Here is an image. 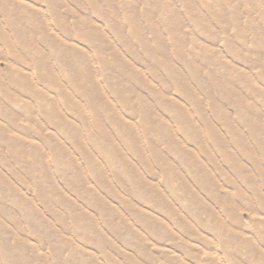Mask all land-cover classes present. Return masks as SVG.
I'll return each instance as SVG.
<instances>
[{
    "label": "rangeland",
    "instance_id": "1",
    "mask_svg": "<svg viewBox=\"0 0 264 264\" xmlns=\"http://www.w3.org/2000/svg\"><path fill=\"white\" fill-rule=\"evenodd\" d=\"M112 1L117 18L111 20L128 51L120 47L110 23L71 0H61L56 18L58 26L61 23L69 29L67 35L60 33L44 0H12L19 8L31 10L19 12L27 21L19 28L20 43L30 45L24 50L19 41L0 39V84L12 97L0 91V110L8 114L0 115V264H264V82L257 79L252 65L228 50L229 42L250 50L251 32L245 23L257 21L252 33L263 44L257 58L264 65V20H259L264 18V0H247L251 6L243 0H217L225 29L217 27L201 9L202 2L211 5L212 0H188L191 14L202 12L205 26L213 29V41L194 27L181 0H156L168 5L181 38L187 39L184 53L192 44L208 45L217 60L230 70H242L251 85L245 87L240 78H230L238 103H226L225 90L219 94L215 89L197 92L199 113L172 87L166 88L169 78L165 72L129 37L128 23L120 12L131 0ZM120 2H124L122 6ZM135 3L146 42L155 51L152 24L169 47V38L158 25L161 13L154 10L150 18L145 17L144 0ZM232 12L240 30L231 25ZM34 13L43 22L41 28L33 27L30 16ZM84 14L109 45L103 48L94 42L93 46L76 38L71 23ZM5 22L0 16V26L9 33ZM37 33L53 36L60 53L66 54L68 48L81 53L69 67L76 69L78 78L83 72L91 77L87 90L101 96L109 112L97 103L92 108V97L73 89L63 66L51 57V45L42 44ZM8 35L14 37L11 32ZM244 36L240 47L236 41ZM7 43L12 44L11 49L4 45ZM100 46L110 71L101 65L102 56L96 52ZM39 49L45 53L42 60L47 68L54 71L57 87L45 86L33 68ZM72 53L66 57H74ZM168 56L167 63L181 70L183 79L193 86L183 62L171 52ZM114 59L134 69L126 76L118 75L122 85L116 79L121 90H128L125 95L133 102L134 113L107 88V81L122 68L113 66ZM201 76L204 81V74ZM16 78L17 87L11 85ZM150 89L174 108L182 105L191 127L178 124L176 114L181 116L182 109L176 114L165 111ZM61 92L66 99L58 96ZM206 95L219 104L220 112L211 110ZM139 101L150 111L151 126L161 129L158 141L148 123L140 121ZM65 103L79 106L83 123ZM57 116L62 120H56L54 127L48 119ZM140 124L147 130L145 136L148 133L155 141L153 149L148 148ZM163 132L168 139L160 142Z\"/></svg>",
    "mask_w": 264,
    "mask_h": 264
},
{
    "label": "bare ground",
    "instance_id": "2",
    "mask_svg": "<svg viewBox=\"0 0 264 264\" xmlns=\"http://www.w3.org/2000/svg\"><path fill=\"white\" fill-rule=\"evenodd\" d=\"M44 1L48 6V11H49L51 19H53V21L58 26L56 18L58 19L57 10L60 8V5H63V4H61V0H44ZM71 1L75 6L86 7L87 8L86 10L90 11L93 15H96L99 18H101L102 20H104L105 22L110 23L112 25V26L110 25V28L113 29L114 33L116 34V39L119 42L120 47L125 48L126 50L128 49V44L125 42V39L122 38L121 35L119 34V31H118L117 27L115 26L114 21L111 20L113 18H117V15L115 14L114 1H112V0H83L82 4H80L79 0H71ZM135 1H137V0H131V2L123 4V8H122V11L120 12V14L123 16L124 21L125 22L127 21V23H128V26H129L128 27V35H129V37L131 39L139 42L140 48L144 51V53H146L149 58H153L155 60L156 64L165 72V74L169 78V85L166 86V88L172 87L174 89L175 93L178 94V96H180L181 98L183 97V99L187 103H189L191 105V107L194 108V110L197 111L198 113L201 111V103H200L199 95L197 92L205 93L206 90L215 89L216 93L219 94V92H221L222 90H225L227 93V96L224 99L226 101V103L229 104L232 101L234 103L240 102V100L238 98H234V96H233L234 87L231 86L233 83H231L230 78H235V77L240 78L241 80L244 81V82L243 81L242 82L245 85V87H248L250 84H248L247 79L245 77H243L244 72L242 70H239L236 68H234V69L231 68V70H230L229 65L222 64L219 60L216 59V57L211 52V48H208V45H206V46L199 45L198 46L197 44H192V48L188 49L187 53H184V51H183L184 48H182V47L184 45V41H187V39L181 38L182 35L180 32L178 22L174 20V18H173L174 15H172L171 10L168 7V5L164 4L162 2L161 3L157 2L156 0H144V3H143L144 13H145L144 16L150 18V15H152L154 13V10L157 12H160L161 18L158 22L159 28L162 29L161 31L165 32L166 36L169 38V42L171 43L170 46L167 47V45H165L163 43L161 37L159 36L157 28L153 29L154 26L151 24L150 29H151V31H153V35L155 37V45L157 48V49L155 48V51H154L151 48L150 44H148V42H146V40L143 38V35L141 34V28H140V25L138 22V17L136 16L135 11H134L135 4H136ZM243 1L246 2L247 4H250V6H251V2L249 3L247 0H243ZM3 2H4V0H0V16L1 17L3 16L6 19L5 24L9 28V33L11 32L14 37H10L8 35L9 33H6L5 31H3V27L0 26V39L1 40L2 39L3 40L13 39V40L19 41L18 45L20 47H22L24 50H27V47L30 44H28V43L21 44L20 43L22 41V40H20V38L22 37V33L19 30L20 26L25 25L27 21L23 20V18L21 16H19V12L20 11L26 12V11H28L29 8H28V6H27V8L26 7L19 8L17 6V4L12 2V0H6L5 4H3ZM122 3H124V2H122ZM122 3H121V6H122ZM181 3H182V6L185 8V10L190 13V20H191V23L194 25V27H196L200 32L204 33L205 37H207L209 40L213 41L212 40V39H214V34L212 33L213 29H210L209 26H205V24L203 22V17H204L203 13L201 12L197 15L191 14V12H190L191 4L189 3V1L188 0H181ZM161 4H162V6H161ZM201 9L206 11L207 16L217 25V27H219L220 29H225L226 22L224 24L225 17H224V14L221 12L222 5L219 4L217 0H212L211 5L206 4L205 2H202L201 3ZM30 12H31V10H30ZM12 16H13V19L11 18ZM86 16H87V14H84V16L81 15L80 17H77L75 19L73 18V22L71 23V26L74 28V34H75L76 38L81 39L83 41H87L91 45H93L94 42H99L103 48H104V46L109 45L105 41L100 39L101 38L100 35L97 34V31H95L94 27L92 26L93 23ZM230 17H231L230 22L232 23L231 25L233 26V28L235 30H240L241 29L240 24L237 21V18L233 12L230 13ZM30 19L34 21V22H32V23H34L33 27L35 26L37 28H41L43 26V22H40L38 20V17L36 16L35 13H34V15L30 16ZM259 20L260 21L264 20V18L262 19V16H261L259 18ZM254 23L257 24V21L256 22L251 21V22L245 23V28L251 32V34L249 35V41L251 40L250 41L251 49L250 50H248V49L242 50V49L234 47V45L229 42L228 50H229V53L231 52V54L235 58H238L239 60H241L245 63H248L249 65H252L253 69L257 70V73H258L257 79L262 83V82H264V65H263V63H261L258 60L257 52L260 48L261 49L263 48L262 47L263 44H261L258 41L257 36L255 35V31L252 33V28H253ZM28 24H30V23H28ZM58 27L61 29L62 32H60V33L62 35L63 34H66V35L70 34L69 29L67 27L63 26L61 23L59 24ZM37 38L39 41L42 42V44L51 45L50 48L53 51L51 53V57L53 58L54 61H57L58 64H60V66H63V71L65 72L64 76L66 79H68L72 83L73 89L75 91L80 90L81 96H85L86 94L90 95L92 97V103L94 104L92 106V108H95V106H96L95 103H97L101 107L106 108L109 112V110H111V109L106 107L107 105L104 104V102L102 101L103 100L102 97L101 96L98 97L96 92H93V90L92 91L87 90L88 89L87 83H89L91 86V84L93 82L91 77L89 75L86 76L85 72H83L81 77L78 78V73L76 72V69L69 67V62L72 63V61L77 59L78 54L81 55V53L78 52L77 50L73 49V48H71L73 53L69 52L70 48L66 49V51H65L66 54L64 52L60 53V51L54 47V45L56 46L57 43H56V39L53 36L47 37L44 33H37ZM244 38H245V36L242 37L241 40L236 41L240 47L242 46L241 43L244 42ZM4 45L6 47H8V49L12 48V44H10V43L4 44ZM101 46L99 48H96V52L99 54V56H102L105 53V51H103ZM169 52L172 53L173 58L175 56V58L177 60L183 62L184 69L188 72L187 75L190 78V80L192 81L193 86L188 84L183 79V76H181V74L179 72L181 70H179V69H178L179 71L175 70L172 65H169L167 63V62H170V59L168 56ZM36 53H37V55H36V60L34 61V64H33V68L35 69V71L38 73L39 76L41 75L40 78L45 83V86L57 87L59 85V83L57 82L58 80L54 74V71L51 68H47V65L42 60V58L45 56L44 51L39 49V50H36ZM69 53H72L74 55V57H66V55ZM75 54H77V55H75ZM157 55L160 56V58H157ZM103 59H104V57L102 56V58H101L102 67L107 69L108 71H110L112 67H110V65L107 64L105 62V60L103 61ZM113 64H115V65H113L115 68L117 66H121L122 68L119 70L118 73H116L113 76L112 79L108 78L109 80L107 81V88L112 91L113 97H115V100L118 103L124 104L127 109H129L130 111H132L134 113L135 108L132 104L133 102L131 100H129L128 97L125 95V92H127L128 90L127 91L121 90L117 84V81H118V83L122 85L121 79H119L118 75L126 76L128 71H131L134 69L131 67H129V68H131V69H129L127 67L129 65H122L115 59L113 60ZM84 67H85V63H84ZM222 68L225 71L220 72V70ZM59 70L62 71L61 68ZM202 74H204V76H205L204 81H203L202 76H201ZM81 78H83L82 81H81ZM116 79H117V81H116ZM222 81H225V82L221 83ZM11 85L16 86V87L19 86V80L16 78L14 81H11ZM24 86L27 89H29L30 91H32V87L28 82H25ZM0 91L4 96H7L9 99L12 98L11 95H8L9 94L8 90L4 89L2 84H0ZM149 92H150V94L153 95L154 99L158 102V104L164 110L167 109L165 111H168V112L171 111V112L176 114L175 111L177 109H182V105H180V106L178 105V108L176 109V108H174V104L169 102L167 99L164 100L163 98L156 96L155 95L157 92L156 90L150 89ZM37 95L39 97V94H37ZM58 96L60 98L66 99L65 94L62 92L60 94H58ZM260 96L262 97L263 95L260 94ZM38 97L35 99V101L39 105L40 101L38 103ZM205 98L208 101V103L210 104L211 110H213V112L217 113L218 111L219 112L221 111V107L219 106V104L217 102L212 101L209 95H206ZM65 105H66L67 109L69 108L68 109L69 111L71 109H73L71 111L72 114H75L77 117H79V121H81V123H83V119L79 115V106L74 105V104L68 105L66 103H65ZM52 110L54 111L53 108H52ZM140 110H141L140 111V117H139L140 121L143 123H148L149 132L151 133V130H152V132L155 133V137H153V138L155 139V141H158V135L161 132V129L160 128L154 129L153 128L154 125L152 124V121L150 124V111L148 108H146V106L142 102H140ZM0 115H2L4 117H8V114H6L2 110H0ZM108 115L110 116V114H108ZM94 116L96 117V115H94ZM176 116H177L176 119L178 120V124L185 126L186 129H189L191 127V123L189 122L191 120H190V118H188V116L186 115V113L184 112L183 109L181 110V116H179L178 114H176ZM60 119H61V117H60ZM60 119H59V116H57V117L50 118V120L48 119V121H49V124L56 127L57 125H55L54 122H56V120H60ZM199 119L202 120L203 124H205L204 123V121H205L204 116H200ZM161 125L163 126V123H161ZM140 126H141V129L143 130V133L145 136V130L146 129L142 126V124H140ZM66 128L64 129L65 133H68L69 130ZM61 133H62V131H61ZM161 137L162 138H161L160 142L168 139V134L163 132ZM130 138H131V133H130ZM106 139L102 138V141H106ZM119 139L121 140V138H119ZM145 140L147 141L148 148L153 149V147L155 145V141H153L149 137L148 133L145 136ZM43 141L45 143L48 142V140H43ZM131 141H134L133 137H132ZM7 147H8V145H7ZM239 147L243 148V150H246L245 146L242 147L241 142H239ZM225 154L229 155L230 152H226ZM156 158H158V157H156ZM110 163H111V161H110ZM56 166H58V165H56ZM181 167H182V165H181ZM95 176H96V174H95ZM205 183H206V181H205ZM204 187H205V185H204ZM207 190H208V188H207ZM91 209H93V208H91ZM103 209H104V207H103Z\"/></svg>",
    "mask_w": 264,
    "mask_h": 264
}]
</instances>
